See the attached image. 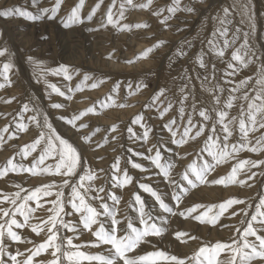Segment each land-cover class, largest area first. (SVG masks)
I'll return each mask as SVG.
<instances>
[{"label": "rangeland", "instance_id": "1", "mask_svg": "<svg viewBox=\"0 0 264 264\" xmlns=\"http://www.w3.org/2000/svg\"><path fill=\"white\" fill-rule=\"evenodd\" d=\"M77 2L78 0H64L57 17L52 20L47 19V17L38 21H29L18 16L0 17V48L7 47L9 50L5 57H0V66L8 59H11L14 65L9 73L12 81L11 86L0 88V129L5 126L10 129V132L3 133V142L0 143V167L9 158H14V163L30 167L33 157L37 156L41 150L38 147L37 152L28 157L15 155L25 143H31L39 131L34 124L27 120L28 116L34 114L33 112L24 113L23 120L21 119L22 107L27 103L31 108H38L47 113L57 131L78 148L87 166L97 174L98 178L93 182L95 186L105 188V192L100 193V195L105 196L107 203L112 205L113 201L106 193L114 194L120 199V203L116 207L118 218L122 222L126 216L137 227H143L139 223L138 205L134 200V193H138L145 202V210L152 215L158 225L166 227L167 231L161 237H152L150 244L143 245L138 249L139 254H144L146 251L162 250L183 258L191 256L204 245L211 246L218 241L230 243L232 238L239 235L235 229L240 228L242 231L243 227L246 226L240 224V221L245 219L241 209H247L249 212L254 211V205L259 202L261 196H264V166L252 168L247 173L242 172L238 179L245 180L244 185L238 183L226 186L215 185L210 181L226 175L230 171V166L237 163L238 160H261L264 159V153L250 152L245 149L235 154V160L217 166L215 171L209 173V182L197 184L194 188L189 187L187 193L183 195L181 203L177 206L176 201L172 199L173 189L170 181L164 179L160 170L155 167L151 160L147 159L148 156L155 154V150L150 153L148 149L155 146L161 150L162 163L174 165L171 176L178 182L182 172L193 160H197L198 163L201 162L200 156L211 159L207 153L200 152L204 136L195 142L190 141L186 145H176L171 143L170 133L164 128V124L173 117L181 122L179 116L180 101L185 95L188 96V99L184 102V121L186 122L188 114H192L193 122L199 125L202 118L199 117L198 111L201 107L211 110L215 104L214 95L220 97L221 103L217 107H223L231 89L238 86L241 80L249 76L253 77L246 86H241L240 91L231 93L232 95L240 97L244 91L253 87L259 74L257 69L260 63L264 62V0H245L251 5L253 13L251 22L255 24L256 29L254 34H250L249 39V43L255 52L254 63L249 64L248 67H242L238 62L231 61V52L243 42V32H251L250 21L247 16L243 18L244 22L240 23L242 17L239 10H233L231 17L233 23L229 26V36L235 28L239 27L242 30L241 38L232 48L226 50L225 56L223 58L217 57L207 43L212 38V32L219 27L218 21L212 18L221 12L222 7H230L233 0H203V2L201 0H180L181 9L190 6L194 11L178 10L175 14H169L166 11L167 7L172 4V0H153L149 9L125 4L124 18L120 20V25L137 23H147L148 25V27H132L130 29H118L112 25L100 27L102 23H106L107 10L112 0H103L93 15V19L87 20L86 16L98 0H85L81 13L84 22L65 28L60 22V18L66 16L70 8ZM121 2L122 0H116V6L112 9L114 19L119 17L118 10ZM145 2L146 0H133L136 5ZM53 4L54 0H35V3L33 0H0V11L6 8L20 7L38 14L41 8L51 7ZM159 9H165L160 17L152 14ZM166 15H170V19L166 22L167 26L160 23V20ZM158 41H165L166 43L154 48L146 57L136 59L140 53ZM220 43L222 46V39ZM178 49H182L186 55H177ZM200 55H203L205 67H201L197 60ZM29 56L37 61H42V68L45 70L55 69L63 64L68 66L70 72L79 70V73L74 75L71 81H67L63 75H54L50 71H46L43 79L37 82L41 69L28 61L27 57ZM230 61L236 64L235 70L228 69L227 65ZM84 74H89L92 79L87 81L80 91L69 93L68 89L75 90ZM95 80H102L103 83L96 88H91L90 85ZM0 83H3L2 77H0ZM117 83L120 85L119 90L117 93H113L112 88ZM48 84H55L61 91L65 92V96L52 92ZM138 84H144L147 87L141 88L137 92L136 86ZM219 88H223L224 91L221 93ZM161 89L165 90L164 95L160 97L155 106H151V97ZM212 89H216L215 92ZM249 94L253 95L254 93L250 92ZM68 95L72 96L71 100L67 99ZM109 96L115 103L103 107V103L107 102ZM12 97L15 99L7 103L6 101ZM193 101L196 103L197 110L195 113L192 109ZM168 102H171L173 107L164 117H161L159 111L166 107ZM52 103H62L65 107L53 109ZM121 104L124 106L121 107ZM145 104L150 105V107L145 108ZM242 104L246 105V102L241 99L234 101L233 108L228 110L230 117L238 116L239 106ZM88 107H94L95 111L82 117V121L88 127L80 129L79 133L64 121L57 119L59 116L71 118L73 114H78L79 111ZM140 113L144 115L143 122L151 128L148 140L142 138L144 129L139 124L132 123L133 118ZM212 115L215 114L212 113ZM20 122L29 123L30 130L20 131L17 128V124ZM79 123L80 121L77 122V124ZM207 123L210 125L211 121ZM112 125L118 126L114 132L110 131ZM129 127H132L134 135L128 132ZM217 127L219 128V125ZM97 128L99 131H95ZM92 132H95V135L92 136L91 146L83 144L80 134ZM207 132L208 129L206 128ZM262 132L264 130L249 134L253 144ZM9 136L12 138L9 139ZM105 138L107 139L105 140ZM239 139L240 134L237 130L230 138V142L236 143ZM134 153H143V155H134ZM117 157L120 158L121 171L119 173L112 168ZM129 158L132 162L141 164L142 168H133L132 164L128 162ZM49 162L54 163L52 158L46 161V163ZM125 168L128 170V175L133 178V182L121 187L118 186V182L113 181V175L122 177ZM253 172L255 176L249 180L248 176ZM49 183L56 185L51 189L52 197L41 195L39 201L31 200L28 202L29 206L35 209L31 214L30 223L39 224L51 215L47 209L52 207L50 201L55 198V192L59 190V185L62 183V178L59 175L32 176L28 172H9L6 176L0 177V207L9 210L15 207L9 201L3 200V196L6 194H15L22 188L24 191L20 195L23 197L29 193V190ZM140 183L149 184L158 191L177 214L164 213L155 198L139 187ZM184 184L187 187L186 182ZM16 185H19L20 188H17ZM64 192L65 199H67L70 189L66 188ZM229 198H237L245 203L233 205L215 224L202 223L193 218L205 211L207 206L218 205ZM17 203L20 201L18 200ZM98 203L96 202L97 206ZM197 204L203 207L198 208L192 216L179 215V212ZM249 204L253 207L248 208ZM67 209L71 210V206L68 205ZM216 210L213 209V212ZM233 211L237 215L233 216L231 214ZM162 215L165 217L163 222L160 220ZM9 218L0 219V223H4V220ZM16 218L23 222V217L19 213H17ZM64 219L76 225L78 216H64ZM102 219L107 226L109 221L106 218ZM80 227L82 226H77L75 233L61 228L60 233L64 236H74V243L94 239L86 231L81 234ZM13 230L17 231L25 242L12 241L5 235L4 259L6 261L9 259L8 252L12 254H15L17 250L25 252L26 249H32L34 244L46 239L45 233L37 235L31 231L29 226L20 229L14 227ZM177 231L187 234L186 242H181L175 238ZM250 239L254 238L250 237ZM27 241H31V243ZM59 242L57 241V243ZM81 250L96 253L104 251V246L99 249L87 247ZM50 251L41 253L39 257L34 258L35 264L51 259ZM26 255L27 252H25ZM230 255L229 251H224L219 254L217 259L220 262H226ZM23 258L18 257V259Z\"/></svg>", "mask_w": 264, "mask_h": 264}, {"label": "snow or ice", "instance_id": "2", "mask_svg": "<svg viewBox=\"0 0 264 264\" xmlns=\"http://www.w3.org/2000/svg\"><path fill=\"white\" fill-rule=\"evenodd\" d=\"M64 0H54V4L51 7H43L38 14H34L32 11L22 9L20 7L6 8L0 11V17L18 16L26 18L29 21H38L47 17L52 20L57 17L58 12L61 10ZM103 0L98 2L92 7L91 11L86 16L87 20H92L93 15L99 9ZM153 0H146L145 3L136 5L133 0H122L119 7V17L114 19V13L112 9L116 6V0H112L107 10L106 23H102L100 27H107L112 25L118 29H130L148 27L147 23H137L134 25L123 24L120 25V20L124 18L125 4L138 7L141 9H149ZM203 2V0H201ZM35 3V0H33ZM85 0H78L71 8L68 14L60 18V22L65 28L73 25L82 24L84 18H82V9L84 8ZM183 10L186 12H193L192 7L180 8V0H172V4L167 7L166 11L169 14H175L176 11ZM233 10H239L241 15L240 23L244 22V17L247 16L250 21L249 27L251 32H243V42L239 47L235 48L231 52V61H236L242 67H248L249 64L254 63L253 57L255 52L253 46L249 43L250 34L255 33V24L253 20V13L250 3L245 0H233V4L224 6L221 12L217 13L212 19L218 21L219 27H217L211 34L212 38L207 41L209 47L214 51L217 57L223 58L226 50L232 48L237 40L241 38V29L239 27L232 31L229 36L230 28L232 25ZM165 9H159L152 14L160 17ZM222 13V14H221ZM170 19V15L163 16L160 20L161 24L167 26V20ZM91 30V29H90ZM46 38V37H45ZM222 39V46L221 41ZM166 43L165 41H158L152 47L144 50L136 59L146 57L154 48L159 47ZM7 47L0 48V57H5L8 54ZM177 55L184 56L186 53L182 49L177 50ZM247 57V59H246ZM28 61L35 67L40 68V74L37 77V82L43 79L46 71H50L54 75H63L64 79L71 81L74 75L79 73V70H73L70 72L68 66L60 65L55 69L45 70L42 68V61H37L33 57H27ZM201 67H205L203 55L197 57ZM229 62L228 69L235 70L236 64ZM14 65L11 59L2 63L0 66V77L3 78V83H0V88L11 86L12 81L9 73L13 69ZM258 76L255 79L253 87L244 91L240 97L232 95L240 91L241 86H246L253 77H246L239 82V85L231 89L227 100L224 102L223 107H217L220 105V97L213 96L215 104L212 109L201 107L198 111L199 117L202 121L197 123L193 122L192 114H188L186 122L184 121L185 108L184 102L188 99L185 95L180 101L181 107L179 108V116L181 122H178L175 117L167 120L164 124V128L170 133L171 143L176 145H186L190 141L195 142L198 138L204 136L203 146L200 149L201 153H207V156L211 159L199 157L201 162L193 160L187 165L185 170L180 176V181L173 179L171 176L174 165L172 163H162V152L159 148L153 146L149 148L148 152H153L154 155H150L147 159L160 170V174L166 180L170 181L172 186V199L176 201L177 206L181 203L183 195L187 193L189 187H196L197 184H204L208 181L209 173L216 170L217 166L228 164L230 161L236 159L237 153L242 150H248L250 152L264 153V132L255 140L253 144L249 138V134L258 130H264V62L260 63L257 69ZM234 74V72H233ZM92 79L89 74H84L83 79L76 85L75 90L69 88V93L73 91H80L82 86ZM45 83H47L45 81ZM102 80H95L90 87L96 88L102 84ZM52 92L58 93L60 96H65V92L61 91L55 84H48ZM120 85L117 83L113 86L112 92L117 93ZM147 85L138 84L136 91L139 92L141 88H146ZM131 88V85H129ZM216 89H212L215 92ZM183 91V90H182ZM222 93L223 88H219ZM254 93L250 95L249 93ZM165 93L164 89H161L156 95L151 97L152 105L155 106L160 100V97ZM132 94V93H129ZM15 97L9 98L7 103ZM68 100L72 99L71 95L67 96ZM241 99L246 102L239 106L238 116L229 115L230 109L234 106V101ZM115 101L111 96L107 97V102L103 103V107H108L110 104H114ZM121 107L124 105L121 104ZM53 109H61L65 107L62 103H52ZM145 108L150 105L145 104ZM171 102L167 103L166 107H163L159 111V115L164 117L172 109ZM193 113L196 112V103H192ZM33 112V115L27 117L29 123L34 124L39 130L37 135L33 138L31 143H25L15 155H22L23 157L31 156L32 153L37 152L38 147L41 148L37 156H34L30 167H25L22 164L14 163V158H9L7 162L0 167V177L6 176L9 172H28L32 176L42 174H55L62 178V183L59 185V190L55 192V198L50 201L52 207L47 209L51 215L46 220H42L39 224H31V214L35 211L29 206V201H39L40 196L52 197L53 192L51 189L56 187L55 183L44 184L36 187L34 190H29V193L21 197L20 193L24 189L20 188L15 194H6L3 196L4 201H9L14 205V209L0 207V219L4 217H10L4 220V223H0V264H35L36 257H39L41 253L49 252L51 259L47 261H40L39 264H264V196L259 198V202L254 205V211L249 212L247 209H241L245 219L240 221L241 225H246L241 231L240 228H236L238 237L231 239L230 243L216 242L214 245L201 246L197 251L192 253L191 256L179 257L177 255H171L162 250L146 251L144 254H139L138 249L143 245L150 244L152 237H161L164 232L167 231L166 227L158 225L153 219L152 215L145 210V202L138 193H134L135 203L138 205L137 211L139 213V223L143 227H137L134 222L124 217L122 222L118 218V209L116 205H119L120 199L114 194H107L113 201L112 205H109L105 199V196H101L100 193L105 192L103 186L96 187L93 183L98 177L96 172L87 166L83 160L81 152L76 146H74L68 139L62 136L57 129L53 126L47 113L42 112L38 108H31L29 104H24L20 113L23 120V114L27 112ZM95 111L94 107H88L83 111H79L78 114H73L71 118L67 116H59L57 119L64 121L67 125H70L72 129L79 133L80 129L88 127L86 123L82 121V117H85L89 113ZM212 113L215 115L213 116ZM80 121L79 124L77 122ZM144 121L143 113L137 114L133 120V124H139L143 129V139L148 140L151 128L146 125ZM209 125L207 122H210ZM29 123L20 122L17 124V128L26 132L29 131ZM219 125V128L217 127ZM117 125H112L110 131H116ZM206 128L208 132L206 133ZM239 132L240 139L236 143H231L230 138L233 137L235 131ZM95 131H99L97 128ZM10 132V129L5 126L0 129V143L3 142V133ZM128 132L133 134L132 127L128 128ZM14 135V133H13ZM95 132L88 134H80V139L83 144L91 146L92 136ZM12 137L9 136V139ZM107 138H105L106 140ZM115 139V137H113ZM134 155H143V153H134ZM52 158L53 162L46 163V161ZM132 164L133 168L140 169L142 165L134 163L131 158L128 160ZM264 166V159L252 160V159H240L237 163L230 166V171L226 175L219 176L217 179H213L210 183L215 185H229V184H241L246 183L243 179H238V176L242 172H250L252 168ZM112 168L119 173L120 170V158L117 157L115 163L112 164ZM101 171H103L101 169ZM255 173H251L248 179H252ZM113 181L118 182V186H126L133 182V178L128 175L127 168L123 169L122 177L119 175H113ZM184 182H186L187 187ZM139 187L144 192L150 193L152 197L159 203V207L163 209L164 213L176 215L173 208L162 198L161 194L156 191L152 186L146 183H140ZM70 189L67 199H65L64 189ZM93 193H95L93 195ZM20 203H17V201ZM98 203V206L96 205ZM243 200L237 198H229L220 204H213L207 206V209L193 218L200 222H207L215 224L225 212L232 208L233 205L244 204ZM71 206V210L67 209V206ZM202 205H194L193 207L185 209V211L179 212L180 216H192L196 213L198 208ZM248 208H252L253 205L249 204ZM213 209H217L213 212ZM17 213L23 217V222L16 218ZM233 216L237 215L235 211L231 213ZM78 216L77 224L74 225L71 221H66L64 216ZM102 218H106L109 223L106 226ZM160 220L163 222L165 217L162 215ZM29 226L33 233L40 235L45 233L46 239L38 244H34L32 249H26L25 252L17 250L15 254L8 252L9 259L6 261L4 238L5 235L12 241L25 242L22 240L21 235L14 231L16 229ZM77 226L80 227V233L88 232L94 239L85 241L82 243H74V236L61 235L60 229H68L73 233L76 232ZM95 226V227H94ZM46 230V231H45ZM187 234L177 231L175 238L181 242H186L185 238ZM254 238V239H250ZM78 238V237H77ZM192 239H195L192 237ZM57 241H60L57 243ZM31 243V241H27ZM104 246V251H98L96 253H90L81 250L82 248H97ZM224 251L231 253L229 259L226 262L218 261V256ZM18 257H24L18 259Z\"/></svg>", "mask_w": 264, "mask_h": 264}, {"label": "bare ground", "instance_id": "3", "mask_svg": "<svg viewBox=\"0 0 264 264\" xmlns=\"http://www.w3.org/2000/svg\"><path fill=\"white\" fill-rule=\"evenodd\" d=\"M237 3H238V0H237ZM135 15V14H134ZM142 47V46H141ZM100 153V152H99ZM227 221V220H226Z\"/></svg>", "mask_w": 264, "mask_h": 264}]
</instances>
